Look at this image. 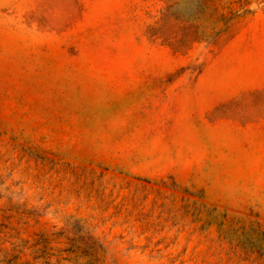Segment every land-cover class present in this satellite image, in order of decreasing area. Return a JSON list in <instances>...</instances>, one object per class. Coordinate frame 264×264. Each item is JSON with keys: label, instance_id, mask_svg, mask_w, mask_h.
I'll use <instances>...</instances> for the list:
<instances>
[{"label": "rangeland", "instance_id": "374dc122", "mask_svg": "<svg viewBox=\"0 0 264 264\" xmlns=\"http://www.w3.org/2000/svg\"><path fill=\"white\" fill-rule=\"evenodd\" d=\"M0 264H264V0H0Z\"/></svg>", "mask_w": 264, "mask_h": 264}]
</instances>
